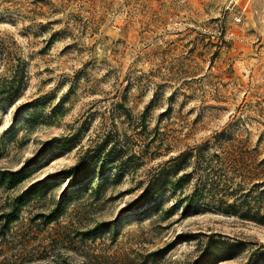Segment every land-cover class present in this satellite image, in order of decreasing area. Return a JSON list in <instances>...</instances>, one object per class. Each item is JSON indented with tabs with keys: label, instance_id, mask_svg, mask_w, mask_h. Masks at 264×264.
<instances>
[{
	"label": "rangeland",
	"instance_id": "374dc122",
	"mask_svg": "<svg viewBox=\"0 0 264 264\" xmlns=\"http://www.w3.org/2000/svg\"><path fill=\"white\" fill-rule=\"evenodd\" d=\"M246 2L0 0V264H264V0ZM116 103L148 143L135 177L234 141L237 212L183 215L168 189L134 208L130 173L63 191Z\"/></svg>",
	"mask_w": 264,
	"mask_h": 264
},
{
	"label": "trees",
	"instance_id": "16d2710c",
	"mask_svg": "<svg viewBox=\"0 0 264 264\" xmlns=\"http://www.w3.org/2000/svg\"><path fill=\"white\" fill-rule=\"evenodd\" d=\"M130 115L128 108L117 103L101 112L95 132L77 148L75 163L62 171L67 180L63 191H81L91 181L97 183L104 178H120L130 173L135 188H139V194L132 201L134 208L154 203L160 193L168 189L176 195L183 215H188L192 209L207 208H218L229 214L237 212L234 204L226 199L243 189L246 181L242 168L236 166L240 150L234 141L219 142L218 137H213L187 146L168 154L165 160L149 167L143 178H139L135 175L137 168L144 164L148 143L138 137L136 130L132 134L120 130L116 122V117L128 119ZM139 120L141 122L142 117ZM108 170L112 172L106 173ZM197 203L200 206L193 208ZM55 218H48L47 222ZM60 264L72 263L63 260Z\"/></svg>",
	"mask_w": 264,
	"mask_h": 264
},
{
	"label": "built area",
	"instance_id": "2783aa9c",
	"mask_svg": "<svg viewBox=\"0 0 264 264\" xmlns=\"http://www.w3.org/2000/svg\"><path fill=\"white\" fill-rule=\"evenodd\" d=\"M249 0H247L246 4L248 3ZM246 4L244 5V8L246 7ZM237 20H239V18H237Z\"/></svg>",
	"mask_w": 264,
	"mask_h": 264
}]
</instances>
